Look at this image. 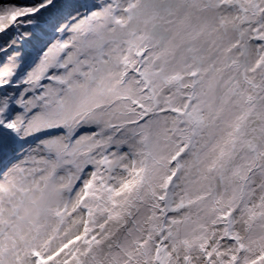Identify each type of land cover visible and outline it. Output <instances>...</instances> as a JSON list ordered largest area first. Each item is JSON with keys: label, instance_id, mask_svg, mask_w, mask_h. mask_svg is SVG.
<instances>
[{"label": "snow or ice", "instance_id": "1", "mask_svg": "<svg viewBox=\"0 0 264 264\" xmlns=\"http://www.w3.org/2000/svg\"><path fill=\"white\" fill-rule=\"evenodd\" d=\"M0 264H264V0H0Z\"/></svg>", "mask_w": 264, "mask_h": 264}]
</instances>
